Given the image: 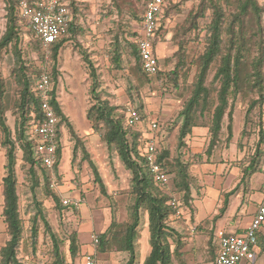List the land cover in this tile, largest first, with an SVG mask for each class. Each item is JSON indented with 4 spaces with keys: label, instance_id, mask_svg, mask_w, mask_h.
<instances>
[{
    "label": "trees",
    "instance_id": "trees-1",
    "mask_svg": "<svg viewBox=\"0 0 264 264\" xmlns=\"http://www.w3.org/2000/svg\"><path fill=\"white\" fill-rule=\"evenodd\" d=\"M67 3L73 20L70 23L68 33L49 47L48 62L52 78V88L48 93V101L57 116L56 144L57 159L52 169L46 168L33 150V139L29 136V129L36 123L42 122L41 96L36 90V82L39 73L38 63H27L26 53L23 52L24 30H28L34 36L29 25L18 16L16 0H4L5 27L0 36V59L2 51L9 49L13 52L14 65L11 74L15 80L16 93L12 109L16 114L14 132L6 124L4 102L7 94L4 80L0 74V146L4 151V175L2 177V211L1 216L8 235L5 243L0 246V264H24L19 256L23 233L25 230L23 219L19 209L18 196V173L19 165L24 178L29 180L30 189L35 193L37 187L42 188L44 193L55 202L58 210L72 208V205H63L61 197L53 193L51 182L53 177L58 181V166L61 159L62 145L60 143V129L62 124L68 125L56 96L58 67L57 58L59 49L67 41L68 35L77 34L78 12L75 0H62ZM149 0H144L140 25L142 30V15ZM198 7L191 12L189 27H198L199 19H208L205 25V34L202 37L204 48L195 59V73L192 79L190 93L184 100L178 112L179 125L177 132L176 154L173 155L170 148L160 145L165 139L163 133L157 141L156 161L167 173H172L174 192L179 194V207L184 213L192 211L191 188L196 186V176L192 172V166L204 162V156H211L214 148L221 140L223 122L227 116V134L225 140L228 142L232 136L234 103L230 97L235 98L239 94L254 95L249 101L246 113L254 107H259L262 113L264 106V24L263 7L258 0H200ZM166 3L159 14V18L166 10ZM168 10H166L167 14ZM131 14L137 17L133 11ZM153 40V45L158 39V31ZM142 32V31H141ZM141 35L135 32L129 36H136L134 40L127 36H114L112 58L115 66L121 68L124 48H128L131 57L130 72L138 74V80L148 81L151 76L158 79L172 78L175 82L180 78L178 70L185 72V47L180 45L177 55L178 61L175 68L170 71H157L153 75H147L142 68V60L139 56L137 39ZM35 38V37H34ZM31 40V39H30ZM37 41V40H36ZM28 42V41H27ZM31 41H29L30 43ZM38 42V41H37ZM35 44V50H40L39 43ZM43 51L39 52V59L43 60ZM84 61L91 69L89 76L90 104L86 108L85 118L90 124L93 133H99L102 141L115 151L120 162L131 174V193L133 201L128 207V220L118 223L112 219L107 229L98 234V250L100 252H125L128 259L125 264H184L185 242L182 236L170 225V217L174 213L170 205L172 195L166 191V186H159L153 180L145 159L142 155V144L145 131H150V121L146 122L144 128L130 126L123 115L116 116L117 106L112 104L108 97H103L100 81L96 75L94 65L87 55H83ZM216 62L211 82L207 83L208 74L212 64ZM108 96V95H106ZM134 103V102H133ZM260 113V114H261ZM143 120V116H142ZM262 122V121H261ZM197 126L207 127L208 143L200 152L189 150L186 153L187 139L192 129ZM160 130L158 129V132ZM75 139L73 157L76 155L80 143L79 137L71 131ZM158 135V134H157ZM157 139V136L155 134ZM264 126L258 128V141L255 152L248 165L242 169L243 178L256 172L264 164ZM83 147V146H81ZM20 151V155L17 154ZM85 157L87 154L83 149ZM171 158V162L166 161ZM93 169L95 180L99 183L100 191L106 194L105 187L95 165L89 163ZM38 170L40 175L38 174ZM40 176V177H39ZM225 197L220 213L227 206ZM35 211L29 218V242L31 253L35 254L39 234V223L41 222L51 239L52 246L47 253L50 262L48 264H67V257L62 251L64 240L51 231L41 205V201H35ZM143 223V224H142ZM141 224L145 227L147 234L148 251L140 260L138 253V236ZM77 233L72 232L68 237L69 257L74 259L78 254L76 242ZM256 245L264 251V233H256ZM41 262V261H40Z\"/></svg>",
    "mask_w": 264,
    "mask_h": 264
},
{
    "label": "rangeland",
    "instance_id": "rangeland-1",
    "mask_svg": "<svg viewBox=\"0 0 264 264\" xmlns=\"http://www.w3.org/2000/svg\"><path fill=\"white\" fill-rule=\"evenodd\" d=\"M199 1L165 0L168 12L166 14L165 10L160 17L158 39L154 44L156 46L159 71L165 72L175 68L179 57L177 51L180 45H184L186 69L184 74L182 73L183 71L178 70L181 76L177 80L178 82L175 83L172 78L158 79L155 76L147 77L149 80L141 83L138 80L139 75L133 74L129 70L132 62L127 52L128 48L126 47L123 50L121 68H117L113 62L112 49L116 34L119 37L127 36V39L131 41L136 36H129V33L135 32L137 35L141 33L140 17L144 0H75L80 30L77 34L68 35L67 41L62 45L61 67L58 76H61L62 71V76L66 80L60 82L58 79L57 81L58 85L62 86L63 93L60 96V102H58L66 121L70 122L72 120L79 128L89 124L81 112L84 104L88 106L91 102L89 97V86L91 83L89 73L91 69L83 58V55H87L94 65L96 75L100 81L101 91H103V97H108L110 102L117 106L116 116L123 115L128 104L135 106L139 110L141 117L143 116L144 123L151 119L157 122L160 130L155 133L157 141L160 139V134L163 133L165 139L162 142L160 141V145L170 148L172 154L175 155L179 125L178 112L190 93L196 69L195 59L202 53L204 48L202 37L205 34V25L208 19H199L198 27L196 28L188 26L190 14L198 7ZM258 1L263 7L262 22L264 24V0ZM131 11L137 17H134ZM4 14V0H0V36L5 27ZM22 37L24 42L22 50L27 54L25 57L26 60L28 59L27 63L33 62L34 65L38 63V66H40L42 61L38 57L40 56V50L43 51L42 47L39 45L40 50H35L37 41L28 30H24ZM29 41L31 42L29 43ZM63 56L71 57L72 62L69 59L68 64L67 59H64ZM62 64H64L63 67ZM13 65V52L9 49H4L0 59V74L7 91L4 102L5 108H7L5 112L6 124L11 128L12 132H14L16 118L14 109H12L16 93L15 80L11 74ZM57 67L59 68V64ZM215 67L216 62L210 67L207 78L208 84L211 82ZM47 68L48 70L51 69L49 62ZM254 97V95L244 96L243 94H239L235 98L230 97V101L234 103L235 138L234 140L230 139L228 142L225 140L228 122L225 115L221 140L214 150L224 152V149L229 148L231 140L236 142L235 139L237 137V140L239 139L241 142V144L239 141L236 142L237 145H240V148L245 147L247 150L245 159L249 158L258 141V128L262 123L264 126V106L262 113L259 107H254L250 112L246 113L249 101ZM71 131L75 133L72 125ZM71 131L68 125L62 124L60 129L62 153L58 166V173L60 174L53 193L58 194L59 197L80 198L82 202L79 208L72 209L68 207L58 210L53 199L50 196L48 197L42 188L37 187L34 193L30 189L29 180L22 175L19 167L21 163L17 161L19 209L25 227L19 256L24 261V264H48L50 262L49 254L44 253L49 251L52 243L41 222L39 223L35 254L31 253L29 245L28 220L35 211V201H41L43 212L51 231L64 240L61 248L67 257V264H82V255L89 248H92L96 257L102 263L125 264L128 256L125 258L124 255H128L127 253H103L98 250V244L94 248L91 243L93 241L92 236H98L99 233L106 230L112 219L120 223L117 227H120L122 222L128 220V207L133 201L131 174L120 162L115 151L102 141L99 133H95L93 136L92 140L94 142L92 140L89 142L80 136L81 144H77L76 155L73 157L75 139ZM194 137H197V139H187L188 146L184 149L186 153L189 150L201 151L206 148L208 139L205 140V135H195ZM83 149L87 157H85ZM236 151H238V147H236ZM17 154L20 155V151H17ZM231 155L233 158V153ZM221 157L223 156L220 155L218 158ZM166 161L171 162V158ZM90 162L95 165L105 187L106 194L100 191L99 183L95 180ZM231 168L230 170L228 166L225 179L222 180L224 196H230V207L227 212L234 215L237 224L245 226L254 215L252 213L255 208L254 199L260 193V181L263 178V174L256 171L251 173L246 180H243L239 177L241 174L240 169L232 165ZM38 174L40 175L39 170ZM168 175L169 180L165 185L166 187H163L172 195L171 199L178 200L179 194L174 192L172 183L173 174L168 173ZM202 177L203 182H209L213 179L209 174ZM193 195L197 196L196 189H193ZM241 200L249 201V206L246 204L241 205ZM205 205L207 211L209 209L212 210L213 205L210 202L206 201ZM213 211H215V208ZM218 211L219 207L216 208L215 213ZM223 222L224 219L222 221L217 219L215 222L208 221L207 224H203L204 227L199 230V233L186 236L190 242H193L194 239L197 240L195 247H201L200 250L197 249L196 251L199 264H215L211 260V256L214 254L213 250H216L217 253L218 246L215 244L216 248L208 247L201 240L206 237L214 239L218 227ZM142 224L137 240L138 253H145L148 245L146 230ZM72 232L77 233L76 242L78 245V254L74 259L69 257L67 250L68 237ZM6 236V233L0 234V245L4 242ZM206 246L207 248L205 249L204 247Z\"/></svg>",
    "mask_w": 264,
    "mask_h": 264
},
{
    "label": "built area",
    "instance_id": "built-area-1",
    "mask_svg": "<svg viewBox=\"0 0 264 264\" xmlns=\"http://www.w3.org/2000/svg\"><path fill=\"white\" fill-rule=\"evenodd\" d=\"M165 0H149L142 15V32L137 39L139 56L142 60V68L145 74L153 75L159 70L158 60L154 54L153 40L158 28V16L162 12ZM18 16L29 25L35 39L43 50V60L39 66L36 82V90L41 96L42 122L34 124L29 129V136L33 139L35 156L42 164L52 169L57 159V144L55 141L57 132V116L48 101V93L51 90V77L47 68L49 47L68 33L73 15L66 2L62 0H16ZM125 120L130 126L137 127L142 122L139 110L128 104L125 108ZM159 125L156 121L150 122V131L145 135L142 144V155L149 171L153 175L154 182L164 186L169 180L168 173L156 161L157 139L155 133ZM264 151V142H263ZM56 180L53 177L51 187L56 188ZM261 200L256 206V211L249 224L241 234L230 235L223 230H217L215 240L218 246L215 264H248L254 259L256 233L264 229V175L260 182ZM63 205H72L79 208L80 198L70 199L61 196ZM174 209L173 216L180 219L182 210L176 199L170 200ZM92 246L98 244V236H92ZM245 262V263H244ZM82 264H105L99 261L95 252H87L82 255Z\"/></svg>",
    "mask_w": 264,
    "mask_h": 264
},
{
    "label": "crops",
    "instance_id": "crops-1",
    "mask_svg": "<svg viewBox=\"0 0 264 264\" xmlns=\"http://www.w3.org/2000/svg\"><path fill=\"white\" fill-rule=\"evenodd\" d=\"M159 20L160 18L158 17V26L159 25ZM64 44V43H63ZM62 44V45H63ZM62 49L63 47L61 46L59 49V53H58V58H57V66L59 64V68H58V73L60 72V55L62 54ZM154 54L156 56V46H154ZM63 58L67 59V63L69 64V59L72 62L71 57H64ZM65 61V60H64ZM64 64H62L63 67ZM67 66V65H66ZM60 74V73H59ZM59 78H57L60 80V82L65 81L66 78L62 76V71H61V76H58ZM52 81V78H51ZM51 88H52V84H51ZM62 86H60V84L58 85L57 83V87H56V96H57V100L60 102V96L62 95ZM86 104H84V107H82V113L85 116L86 113ZM126 108V107H125ZM87 120V119H86ZM144 119L142 120V122L137 126L138 128H144V125L146 123H144ZM154 121V119H151L150 122ZM71 125L73 126L74 130H75V134L78 137H84L85 139H87L89 142H91V140L93 139V136L95 135V133H93L90 124H85L83 126V128H79L75 125V123L71 120L70 121ZM207 127H203V126H197L194 127L192 129V133L189 136L190 139H197V137H194L195 135H205V140L208 139L207 137ZM144 136L147 135V131L143 132ZM235 128H234V119H233V126H232V136L231 139L234 140L235 138ZM230 142V146H228V149H224L223 151H216L213 150L211 156L207 157L204 156V162L201 164H197L195 163L192 166V172L193 174L196 176V186L191 188V195H192V211L191 212H185L182 211V216L180 219H177L175 216H171L170 217V225L173 226L175 228V230L182 236V240L186 243L185 247H184V251H185V255H184V259L186 264H199V260L197 259V249L200 250L201 247H195L197 240L194 239L193 242H190V240H188L186 238L187 235H195L197 233H199L200 229L204 227L205 224L208 223V221L211 222H215L217 219H220V221H222V219H224L223 224H221V226L218 227V230H223L224 232H226L227 234L230 235H235V234H241L244 229L247 227V225L249 224L248 222L246 223L245 226H240V224H237L234 215H232L231 213L227 212L228 208L230 207V196L226 197L228 200L227 206L224 210V212L220 213V208L223 205V201H224V191L222 189V180L225 179V175L226 172L228 170V166L231 168L232 166H237V168L240 169V175L239 177L243 180H246V178H243V172L242 169L248 165V162L250 161L252 155L255 152V148L253 149V151L250 153L249 158L245 159V154H246V149L245 147L240 148V145H237L236 142L239 141V139L237 140V137L235 139L236 142L232 141ZM94 142V140H92ZM105 143V142H104ZM239 143L241 144V142L239 141ZM238 143V144H239ZM106 144V143H105ZM236 147H238V151H236ZM263 150V149H261ZM193 152H200V151H193ZM234 155V157L232 158V154ZM220 155H222L223 157L218 158ZM0 234H5L6 233V228H5V224L3 222V218L1 216V211H2V203H3V196H2V177L4 175V151L3 148L0 146ZM238 161V162H237ZM59 168V167H58ZM259 172H261L264 175V164L260 167L259 170H257ZM60 174V173H58ZM211 175L213 177L212 180H210L209 182H203L202 181V176L203 175ZM261 182V181H260ZM245 183V182H242ZM241 184V182H240ZM193 189H196L197 191V196L193 195ZM260 190V189H259ZM204 195V196H203ZM250 200V199H249ZM261 200V192L258 193V196L254 199L255 201V208L252 210L253 214L256 211V206L259 203V201ZM208 201L213 205L212 210L209 209L208 211L206 210V205L205 202ZM249 201L245 200H241L240 204L241 205H248ZM219 207V211L215 213L216 208ZM215 208V211H213ZM214 213V214H213ZM250 222V221H249ZM204 224V225H203ZM202 226V227H201ZM206 230V229H204ZM262 233H264V229L261 230ZM7 235V233H6ZM8 235L6 236V239L4 240V242L0 245L2 246L5 241L7 240ZM202 243H205V245L212 246L214 248H216L215 246L217 245L215 238H209L206 237L204 240H201ZM216 244V245H215ZM92 245V244H91ZM204 247L205 249L207 248ZM213 249V248H211ZM92 248H89L88 250H86L84 253L87 252H92ZM148 251V247L145 251V253H139L140 255V260L143 259V257L145 256V254ZM255 251V256L254 259L249 262L248 264H264V251L261 249L260 246L255 245L254 248ZM213 255L211 256V260H215L216 258V250H213ZM125 258H127L128 255H124ZM128 259V258H127ZM127 261V260H126ZM140 264V262H139Z\"/></svg>",
    "mask_w": 264,
    "mask_h": 264
}]
</instances>
